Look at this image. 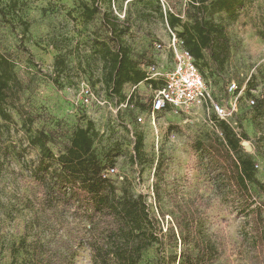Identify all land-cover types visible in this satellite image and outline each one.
I'll list each match as a JSON object with an SVG mask.
<instances>
[{
	"label": "rangeland",
	"instance_id": "rangeland-1",
	"mask_svg": "<svg viewBox=\"0 0 264 264\" xmlns=\"http://www.w3.org/2000/svg\"><path fill=\"white\" fill-rule=\"evenodd\" d=\"M161 1L165 12L177 15L183 22H191L196 16L190 0ZM18 2L17 13L7 11L6 19L0 16V54L15 63V71L24 86L22 107L34 118L36 128L55 137L52 148L57 155L65 151L78 127L87 126L89 121L94 123L97 152L108 159L109 168L116 169V176L111 178L119 187L125 185L135 195H147L154 214L161 220L163 245L158 250L154 247L146 251L143 262L170 264L168 260L175 256L179 259L187 250L181 243L176 224L177 219L183 218L185 208L191 207L196 218L202 217L209 234L221 246L222 257L218 264H252L248 256L233 252V245L243 230L244 212L236 211L231 201L226 202L215 195L208 172L193 148L197 141L207 143L216 137L206 110L188 117L162 113L153 124L146 115L151 96L142 88L134 107L129 106L116 114L111 108L117 109L119 97L108 92L103 81L102 63L94 52V46L98 41L106 40L108 32L102 15L89 22L83 14V4L90 5L91 0ZM6 4L3 1L1 5ZM153 6L154 3L136 0H117L111 6L126 30L123 42L130 57L142 69L156 56L152 42L168 43L170 40L168 25L153 12ZM103 8L106 10L108 6ZM18 18L29 24L27 32L18 23ZM263 22L264 0H246L239 20L227 27L232 49L226 66L220 69L202 64L201 69L215 99L234 111L231 124L236 132H241L239 126L242 125L250 136V140H244L242 145L247 142L248 145H243L244 151L254 158L258 179L264 184V143H258L261 133L246 99V96H253L259 100L264 95V40L260 35ZM58 55L63 56L67 64L63 71L55 69ZM158 61L170 65L172 60L170 55H160ZM249 78L255 89L247 91V95L229 91L230 83L243 87ZM83 83L108 104L82 106L79 92ZM129 92L130 87L126 86L125 95ZM13 116L21 126L19 114L13 112ZM139 116L144 117V123H138ZM139 136L143 137V148L137 152L135 144ZM26 139L23 132L15 138L24 143ZM37 156L38 151L31 150L28 159L33 161ZM21 174L17 162L0 171V229L9 224L5 229L13 231L21 224L24 193L28 191L25 186L28 183L23 181ZM157 191L160 193L158 203L155 202ZM161 214L164 215L162 219ZM172 228L177 240L170 232ZM188 248L195 257L194 246L191 244ZM10 263L9 251H0V264ZM76 264H92L91 258L87 253L82 254Z\"/></svg>",
	"mask_w": 264,
	"mask_h": 264
},
{
	"label": "trees",
	"instance_id": "trees-1",
	"mask_svg": "<svg viewBox=\"0 0 264 264\" xmlns=\"http://www.w3.org/2000/svg\"><path fill=\"white\" fill-rule=\"evenodd\" d=\"M3 1L7 2L5 6L1 5ZM116 1L91 0L90 5L84 3L82 8L86 21L102 15L108 36L97 42L94 52L102 63L108 92L124 101V88L145 82L147 76L130 57L123 42L126 30L111 7ZM136 1L154 3L153 12L183 40L205 81L202 64L220 69L226 66L232 49L227 27L239 20L246 0H190L196 11L191 22H183L177 15L165 12L161 0ZM104 5L108 9L104 10ZM18 10V0H0V16L4 19L7 11L17 13ZM18 23L25 32L29 30V24L21 18ZM260 33L264 40V22ZM65 68L64 57L58 55L55 69L63 71ZM251 78L245 84V95L255 89ZM23 90L14 61L0 54V171L17 162L23 181L28 183L25 184L28 191L24 193L21 224L13 231L5 229L9 224L1 227L0 251H9L10 264H76L85 253L92 264H147L143 262V254L154 247L160 249L164 238L161 220L154 214L147 195H135L127 186L119 187L113 178L104 176L110 169L109 161L97 152V133L91 121L73 132L63 153L55 154L52 148L55 137L36 128L34 118L23 109ZM249 98L254 99L246 96L247 100ZM249 107L253 109L254 123L261 133L258 143H264V95ZM13 112L21 117V126ZM208 121L213 123L216 137L207 143L197 141L193 148L208 172L215 195L231 201L236 211L245 214L243 230L233 245V252L248 256L252 264H262L264 184L258 179L254 158L242 145L250 136L242 125L239 126L241 132L237 133L215 114H211ZM20 132L26 135V143L15 140ZM142 148L143 137L139 136L135 149L140 152ZM31 150L38 151L36 160L28 159ZM159 199L157 191L155 202ZM185 209L183 218L177 219L176 229L187 250L179 259L175 256L168 260L169 263L218 264L222 257L220 244L209 234L202 217L196 218L191 207ZM170 232L175 239L174 229ZM191 244L197 252L195 257L188 248Z\"/></svg>",
	"mask_w": 264,
	"mask_h": 264
},
{
	"label": "built area",
	"instance_id": "built-area-1",
	"mask_svg": "<svg viewBox=\"0 0 264 264\" xmlns=\"http://www.w3.org/2000/svg\"><path fill=\"white\" fill-rule=\"evenodd\" d=\"M169 31L170 40L168 43L160 40L153 41L152 45L156 56L151 63L143 65V70L147 76L145 82L138 85H128L130 92L126 94V99L120 101L115 111L113 108L111 110L118 114L129 106L134 107L137 95L143 88V91L149 92L151 96L146 115L151 118L153 124L156 117L162 113L168 112L188 117L192 113L206 110L208 120L211 114H215L219 120L232 126L231 120L234 111L229 109L224 102L217 101L214 98L212 91L195 63V59L185 48L183 40L171 29ZM160 55L166 57L170 55L171 64L164 65L160 63L158 61ZM153 83L157 84L156 87ZM229 91L232 94L239 91V95L242 96L245 95V86L238 87L235 82H232L229 84ZM79 97L80 103L84 107L108 104L106 100L98 97L91 87L85 83L80 86ZM247 103L252 107L255 105V100L249 98ZM137 121L138 123H144L145 119L139 116ZM211 124L213 123L211 122ZM218 134L222 136L220 131H218ZM104 176H116V169H108Z\"/></svg>",
	"mask_w": 264,
	"mask_h": 264
},
{
	"label": "water",
	"instance_id": "water-1",
	"mask_svg": "<svg viewBox=\"0 0 264 264\" xmlns=\"http://www.w3.org/2000/svg\"><path fill=\"white\" fill-rule=\"evenodd\" d=\"M243 145L246 146V145H248V144H247V142H244Z\"/></svg>",
	"mask_w": 264,
	"mask_h": 264
}]
</instances>
